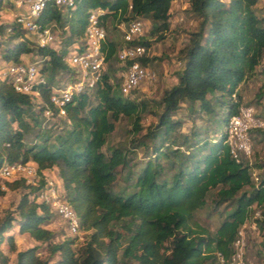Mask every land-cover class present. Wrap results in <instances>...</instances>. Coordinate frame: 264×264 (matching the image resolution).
Listing matches in <instances>:
<instances>
[{"label":"trees","instance_id":"obj_1","mask_svg":"<svg viewBox=\"0 0 264 264\" xmlns=\"http://www.w3.org/2000/svg\"><path fill=\"white\" fill-rule=\"evenodd\" d=\"M173 2L76 0L75 8H63L49 0L38 22L43 27L56 25L62 40L41 47L15 21L2 22L5 0H0L2 59L18 63L26 54L41 57V72L47 78L40 97H34L18 92L0 75V167L34 161L40 173L57 168L64 198L86 233L80 246L77 236L58 240L59 234L49 225L59 215L50 204L33 198L40 187L24 179L7 182L9 189H22V195L16 208L0 220V244L7 241L11 251H17L15 235L10 233L16 225L20 233L45 244L49 253L44 257L37 244L17 251L14 264H222L219 254L228 263L238 232L255 216V207L262 209V219H256L264 229V174L256 179L253 167L258 165L237 161L227 143L232 116L249 106L243 104L241 85L259 67L264 74L260 0H189L196 29L180 51L183 65L177 82L155 99L153 108L149 100L133 95L138 89L124 96L121 85L112 80L116 70L110 66L114 61L119 64L118 51L125 43L120 26L149 20L150 34L160 40L171 28ZM98 8L106 11L103 51L109 70L103 84L66 106V116L57 118L60 131L44 128L53 87L72 72L66 55L84 39L89 15ZM138 42L148 49L153 44L146 36ZM149 61L147 54L142 63L147 66ZM183 110L192 117L193 127L182 134L184 120L178 114ZM148 113L157 121L143 133L141 122ZM122 117L133 119L132 144L150 152L136 171L128 167L126 147H113L110 154L103 150ZM198 118L203 125L197 124ZM31 132L35 139L28 141ZM124 170L134 189L115 191ZM44 183L42 179L40 186ZM214 189L215 208L230 209L212 233L195 214ZM5 193L0 185V195ZM0 258V264H9L8 255L0 252Z\"/></svg>","mask_w":264,"mask_h":264},{"label":"built area","instance_id":"obj_2","mask_svg":"<svg viewBox=\"0 0 264 264\" xmlns=\"http://www.w3.org/2000/svg\"><path fill=\"white\" fill-rule=\"evenodd\" d=\"M6 1V0H5ZM16 9L14 21L26 30L29 37L39 46L55 45L57 40L56 25L43 27L39 18L49 0H12ZM63 8H75L76 0H54ZM106 11L103 8L93 9L89 15L82 41L76 42L66 55V61L72 72L53 87L50 105L44 110L45 123L58 117L66 116V106L75 97L95 90L103 84L104 74L109 70L103 44L107 40V29L102 24ZM125 43L118 51L121 90L124 96H129L144 84H151L157 74L142 63L148 54V48L138 41L145 37L146 28L143 20H135L122 24ZM3 79H9L20 93L40 97L41 86L47 83L46 76L41 72L40 60H24L18 63H4L0 67ZM264 127V120L255 113L253 106H242L238 113L232 116L227 129V143L232 156L241 161L243 156L252 153L251 133ZM50 171L39 172L34 161L6 163L0 167V179H24L28 184L39 186L33 198L46 202L54 208L67 225V231L72 236L82 238L79 219L61 194L60 180H55ZM255 174V173H254ZM258 179V177H255ZM44 179L45 183L41 185ZM255 214H258L256 212ZM246 239L243 226L240 228L233 244V254L226 263L223 255L219 254L222 264H250L247 260Z\"/></svg>","mask_w":264,"mask_h":264},{"label":"rangeland","instance_id":"obj_3","mask_svg":"<svg viewBox=\"0 0 264 264\" xmlns=\"http://www.w3.org/2000/svg\"><path fill=\"white\" fill-rule=\"evenodd\" d=\"M263 0H260L258 8L259 12L264 14ZM189 0H174L171 9V28L167 32L166 36L158 40L155 36H152L151 29L152 23L149 20H145L146 37L152 41V46L148 50V56L150 57L149 64L147 67L157 74L156 80L151 84H144L137 92L133 93L134 96L140 99H147L150 101L151 108L155 105V99L161 98L163 92L173 86L177 82V73L182 67L183 63L181 61V49L189 41L190 33L196 29L195 18L189 13ZM15 7L12 0L5 1V7L2 10V22L7 25L14 21L15 17ZM115 33H113L114 35ZM121 35V33H119ZM57 40L55 45H59L62 36L61 30H57ZM41 57L31 56L32 60H41ZM120 64L114 61L110 68L116 70L112 72V80L118 82L119 85L122 83V78L120 76V69L118 68ZM2 66V54L0 55V67ZM118 68V69H117ZM264 81V74H262V67L257 69V74L252 78H249L245 83L241 85L240 93L243 99V104H248L255 108V113L264 120V93H260L262 83ZM178 116L184 120V125L182 127V134L188 133L192 127V117L187 115L186 111H181ZM131 118L122 117L116 124L115 131L108 136V140L103 150L110 154L113 147H126L128 154V167L136 171L142 167L150 156V152L143 146H136L132 144V139L135 138V133L133 130V123ZM157 121V117L148 113L143 116L142 125L143 133H145L146 128ZM204 121L202 119L197 120V124L203 125ZM58 120H51L45 123V116L43 121L44 128H55L60 131L61 127H57ZM260 132L255 129L251 133L252 138V153L250 156H243V159L248 161L251 165L257 164L258 166L253 167L254 176L261 177L264 174V127ZM28 141L35 139L34 133L28 134ZM51 175L55 180H60L59 185H61V194L64 196L65 191L63 188L62 180L58 175V169L54 168L50 171ZM57 180V181H58ZM14 181V179L6 180L0 179V185L2 189H6L4 195H0V220L4 218L5 214L9 211H13L22 195V189L12 190L7 186V182ZM115 191H121L125 189L127 192L132 191L134 188L132 186V180L129 179V174L127 170H124L116 185L114 187ZM217 189L212 190L208 197L207 203L204 207L196 211L195 218L196 221L202 226L209 229L214 233L217 228L222 223L224 217L230 208L224 211L225 205L215 208L214 199L216 197ZM258 214L252 216L251 219L243 226V231L246 239V252L247 260L250 264H264V229L259 225V221L262 219V209L254 208ZM54 210V208H53ZM55 211V210H54ZM258 218L259 221L256 219ZM50 228L54 229L58 234V240H62L65 236H69L70 233L67 231L66 223L60 219L59 216L56 217L55 221L49 225ZM15 235L17 251L27 249L34 245H40V250L44 257H49V253L46 250L45 244H40L37 242L30 234H22L19 231V227L15 225L14 229L10 232ZM86 239V233L82 231V238H78L79 246L83 244ZM17 251L13 252L10 249V244L6 241L0 244V252L8 255L10 258L9 264H14L17 257ZM58 257H54L53 261H56ZM1 262V258H0Z\"/></svg>","mask_w":264,"mask_h":264},{"label":"crops","instance_id":"obj_4","mask_svg":"<svg viewBox=\"0 0 264 264\" xmlns=\"http://www.w3.org/2000/svg\"><path fill=\"white\" fill-rule=\"evenodd\" d=\"M31 56H32V54H26V55H24L23 59L24 60H30ZM4 63H5V60L2 59V64H4Z\"/></svg>","mask_w":264,"mask_h":264}]
</instances>
